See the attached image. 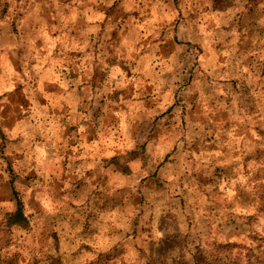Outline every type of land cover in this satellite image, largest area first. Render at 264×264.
<instances>
[{
    "label": "clouds",
    "instance_id": "1",
    "mask_svg": "<svg viewBox=\"0 0 264 264\" xmlns=\"http://www.w3.org/2000/svg\"><path fill=\"white\" fill-rule=\"evenodd\" d=\"M0 264H264V0H0Z\"/></svg>",
    "mask_w": 264,
    "mask_h": 264
}]
</instances>
